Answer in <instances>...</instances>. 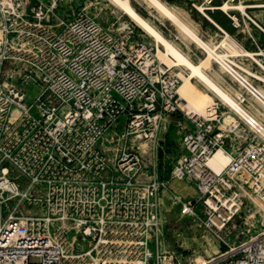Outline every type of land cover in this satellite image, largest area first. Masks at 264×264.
Listing matches in <instances>:
<instances>
[{
  "label": "built area",
  "instance_id": "2783aa9c",
  "mask_svg": "<svg viewBox=\"0 0 264 264\" xmlns=\"http://www.w3.org/2000/svg\"><path fill=\"white\" fill-rule=\"evenodd\" d=\"M25 22L28 47L17 52L26 58L13 57L23 70L1 75L9 57L0 55V97L8 95L0 119L12 135L7 147L0 144V264H264V231H236L247 200L239 193L264 202V120L249 114L236 113L225 128L218 113L191 117L193 126L182 135L185 153L172 165L170 179L195 195L173 191L154 165L150 186L157 205L162 208L171 189L170 206L180 204L184 216L218 241L219 252L207 261L187 263L186 251L167 245L159 227L153 233L113 232L106 204L51 205L55 192L83 189L88 171L70 166L79 158L120 157L101 149L113 142L106 138L109 128L125 120L124 143L156 141L164 116L184 110L181 77L134 28L112 30L95 17L65 16L54 8L40 9ZM15 31L7 30L6 37ZM231 76L243 90L245 107L248 98L264 101L258 75ZM12 109L21 112L15 121L8 119ZM221 148L231 160L217 172L209 160ZM123 155L145 173V155ZM148 157L157 160L158 153Z\"/></svg>",
  "mask_w": 264,
  "mask_h": 264
},
{
  "label": "rangeland",
  "instance_id": "374dc122",
  "mask_svg": "<svg viewBox=\"0 0 264 264\" xmlns=\"http://www.w3.org/2000/svg\"><path fill=\"white\" fill-rule=\"evenodd\" d=\"M131 1L143 16L149 18L168 39L174 41L193 60L198 61L206 57V51L201 46L184 36L175 23L149 6L146 0ZM163 1L177 10L182 17L188 19L204 40L219 44L222 39L219 34L220 29L205 14L206 12L239 44L247 50L257 53L256 57L264 64V0H234V3L246 6V13L240 9L224 11L208 7L210 4L219 5L225 0H211L210 3L207 0ZM199 5H203L204 10L200 9ZM51 8L65 16L74 14L95 17L102 25L112 30L134 28L145 33L148 41L157 45L152 36L132 21L111 0H0V55L9 57L2 67L1 75H18L20 69L23 70V64L15 62L13 57L26 58L25 55L17 52V49L21 46L28 47L25 20L40 9ZM235 15L240 18V26L235 23L233 18ZM12 28H16V31L10 33L7 38V30ZM232 58L251 72L264 76V69L259 61L243 56ZM214 65L220 71L219 64L215 62ZM176 69L179 73L180 71L187 73V70H183V67L176 66ZM223 75L235 87L232 90L233 95L243 92L234 78H230L225 72H223ZM249 75L251 74L249 73ZM193 81L203 87L196 78ZM260 84H262L261 87H264L263 82H260ZM32 94H34L33 91ZM7 97L8 95L0 97V103ZM216 101L219 102L218 115L223 120L225 113L230 109L224 102L222 104L220 99L216 98ZM245 102L252 111L251 113L255 115V105L257 103L252 98H248ZM186 104L187 101L182 99L183 111L164 116L159 137L154 142L142 140L134 144L124 143L125 120L118 127L109 128L106 132V138L113 139V142H104L101 149L114 155H120V157L115 156L110 159L79 158L76 163L70 166L88 171L83 176V189L76 192H55L52 194L54 199L51 201V205H59L64 200L67 203L78 202L81 206L92 202L97 203L99 207L106 204V209L109 210L107 215L112 219L113 232L153 233L159 227L165 232L167 245L171 248L186 251L187 263L190 260L196 261L198 256H205V258L212 256V244L215 243L219 246L218 241L197 220L184 216L181 213L180 204L170 206L167 200L171 196L169 191L171 189L168 188L165 191L164 198L161 200L163 202L161 208L157 205L158 197L153 193L150 186L155 179L153 169L155 163H157L160 180L172 185L173 191L175 190L180 194V190L183 189L184 196L196 194L193 188L184 187L181 181L170 179L172 165L185 153L182 145V135L186 130L192 128L191 117H204L190 112ZM13 111L14 109L8 113V119L10 118L11 121H15L21 115L18 110V114L14 116ZM255 116L264 120V114L257 113ZM2 123L0 119V144L7 147L6 144L12 138V135H10V130L7 129V123ZM229 124L222 122L221 127L225 128ZM135 150L146 156L142 166L145 173L138 169L141 166L136 165L134 160L124 158V153ZM153 153H158L157 160L148 157ZM21 162L26 163V160L23 159ZM9 165L8 163L3 164L5 167ZM244 195L247 200L242 206V218L237 223L236 231L251 229L249 232L251 236V233L256 234L264 231V202L246 192L239 193V196L243 197ZM45 202L47 201L44 200L40 203L45 204ZM223 211L224 209H222ZM160 218L162 220L158 224L157 219Z\"/></svg>",
  "mask_w": 264,
  "mask_h": 264
},
{
  "label": "bare ground",
  "instance_id": "6f19581e",
  "mask_svg": "<svg viewBox=\"0 0 264 264\" xmlns=\"http://www.w3.org/2000/svg\"><path fill=\"white\" fill-rule=\"evenodd\" d=\"M114 4L120 7L128 17L152 36L158 47V56L161 61L168 63L169 65H175L183 67V70H187V73L180 71L181 84L178 88L180 97L187 101V108L190 112L202 115L206 118H213L218 113L219 102L216 98L224 102V104L230 109L225 113L223 122L225 124L232 123L236 119V113L249 114L250 116L262 120L255 116L257 113L264 114V101L256 102L255 97L252 100L257 103L256 114L251 113L249 106L245 107L242 103V93L238 92V95H233L232 90L235 87L228 81L223 75V72L227 73L230 78L231 75H258L253 73L245 67L239 65L232 57H250L257 62L264 69V64L256 57L257 53L251 52L244 48L239 42L222 28L211 16L206 12L205 14L217 25L220 29L221 41L219 44L204 40L192 23L182 17L177 10L172 6L165 3L163 0H146L149 6L155 8L161 15L169 18L175 23L180 32L196 42L206 51V57L193 60L186 52H184L174 41L168 39L159 28L147 17L143 16L133 5L131 0H111ZM209 3L211 0H207ZM204 10L203 5L198 6ZM209 8H218L224 11L240 9L246 13L245 7L242 4L234 3V0H225L219 5H209ZM237 26H240V18L233 16ZM262 61V60H261ZM218 63L220 71L215 68L214 63ZM240 69H239V68ZM264 80V76L258 75ZM196 78L203 87H200L193 81ZM262 85V84H261ZM259 85V91L264 96V87ZM264 85V84H263ZM18 110L14 109L13 115L16 116ZM231 155L225 149L217 150L209 160V165L217 172L222 171L230 162ZM259 202L258 200H256ZM264 207V206H263ZM219 246L215 243L212 244V255L219 252ZM199 262L207 261L204 256H198Z\"/></svg>",
  "mask_w": 264,
  "mask_h": 264
}]
</instances>
